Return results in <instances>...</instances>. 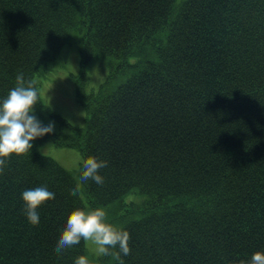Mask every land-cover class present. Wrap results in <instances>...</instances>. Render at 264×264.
<instances>
[{"label": "trees", "instance_id": "1", "mask_svg": "<svg viewBox=\"0 0 264 264\" xmlns=\"http://www.w3.org/2000/svg\"><path fill=\"white\" fill-rule=\"evenodd\" d=\"M69 46L80 61L71 78ZM56 62L85 127L43 101L39 78ZM99 62L109 72L94 89ZM21 72L38 89L35 111L68 135L35 138L0 171V264H73L84 252L119 264L55 240L73 208L137 192L145 204L110 220L130 233L123 264H239L264 250V0H0V96ZM48 139L107 160L104 182L45 155ZM45 180L56 191L32 224L21 193Z\"/></svg>", "mask_w": 264, "mask_h": 264}, {"label": "clouds", "instance_id": "2", "mask_svg": "<svg viewBox=\"0 0 264 264\" xmlns=\"http://www.w3.org/2000/svg\"><path fill=\"white\" fill-rule=\"evenodd\" d=\"M38 101V89L31 80H25L22 72L17 74L15 86L6 95L0 96V171H3L10 156L29 152L35 138L55 130L54 120L44 123L35 114L34 105ZM107 163V160L98 159L95 155L82 157L79 175L102 184L104 177L99 169ZM72 187L78 190L80 185L77 182ZM55 191V186L46 180L22 191L23 210L30 223L39 222L41 202L50 194L54 195ZM82 240L94 244L96 253L115 256L119 264H123V256L131 250L130 233L110 222L103 206L73 208L57 235L55 245L63 251L66 247L79 246ZM73 264H98V260L84 252L73 258ZM239 264H264V250L252 252L248 259L240 260Z\"/></svg>", "mask_w": 264, "mask_h": 264}, {"label": "rangeland", "instance_id": "3", "mask_svg": "<svg viewBox=\"0 0 264 264\" xmlns=\"http://www.w3.org/2000/svg\"><path fill=\"white\" fill-rule=\"evenodd\" d=\"M75 43V42H74ZM70 47V46H69ZM67 47L66 52L64 53V58L69 59L70 66H73V69H77L80 65V61L78 59V53L75 48ZM50 66V67H49ZM45 68L44 74H42L39 78L40 82H42L45 89L43 90L40 88L42 93V98L44 103L49 104L51 108H53L56 112L61 113L65 116L72 124L76 127H85V119H86V112L85 108L82 103L77 102L76 94H75V87H73V91L71 84L65 83L62 80L64 73L63 68L59 63L49 65ZM69 72V77L71 75H77L79 67L77 71L67 69ZM109 69L103 65L102 62H99L93 65L89 71L88 80H90V86L94 89H98L100 84H102L108 75ZM71 78V77H70ZM35 114L44 122L47 123L50 119L53 120L50 114L45 113L42 110H36ZM45 120V121H44ZM55 121V120H54ZM56 134H64L68 135L67 130L64 127H61L55 121V130ZM54 143V139H48L46 143H44L40 147V150L47 156L53 157L57 162H59L63 167L67 168L69 171L77 172L79 171V161L81 160L82 156L75 148H68L63 146H56ZM82 190V188H81ZM133 202V204H145V198L141 196L139 192L135 194H130V196H126L125 202H118L116 205L111 207H105L108 213V219L114 220L113 218L120 216L124 212L123 209L118 210V207H121L124 203ZM124 204V205H125ZM127 205V204H126ZM130 205V204H129ZM138 207V206H135ZM135 214V212L133 213ZM137 215V214H135ZM122 224V221H120ZM116 226H120V224H116ZM88 247V252L93 254L95 257L102 255L96 253L95 245L92 244L90 241L86 242ZM112 264V263H111Z\"/></svg>", "mask_w": 264, "mask_h": 264}]
</instances>
